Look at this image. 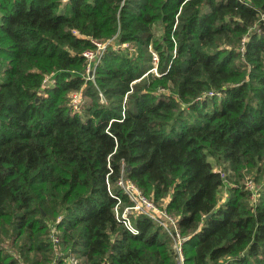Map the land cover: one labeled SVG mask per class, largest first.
Returning <instances> with one entry per match:
<instances>
[{
  "label": "trees",
  "instance_id": "1",
  "mask_svg": "<svg viewBox=\"0 0 264 264\" xmlns=\"http://www.w3.org/2000/svg\"><path fill=\"white\" fill-rule=\"evenodd\" d=\"M263 17L264 0H0V264H178L164 226L117 218L121 177L176 217L185 264H264ZM93 39L111 40L94 79Z\"/></svg>",
  "mask_w": 264,
  "mask_h": 264
},
{
  "label": "built area",
  "instance_id": "2",
  "mask_svg": "<svg viewBox=\"0 0 264 264\" xmlns=\"http://www.w3.org/2000/svg\"><path fill=\"white\" fill-rule=\"evenodd\" d=\"M68 0H63L66 2ZM264 19V17H263ZM111 40L107 41H98L93 39V42L96 45V49H89L84 51V55L89 60V73L90 78L94 79L93 69H95L96 64L100 60V56L105 52L108 45L111 43ZM151 56L153 58L154 63L158 61V54L153 49H151ZM93 65V69L91 68ZM151 71H156V67H152ZM51 80V76L46 77L45 83ZM213 92H209L208 94L212 95ZM80 95L81 92H73L72 93V106L76 110L80 104ZM101 100L105 101V96L102 92H100ZM118 184L124 190V192L129 196L131 203L129 205L124 206L121 209V199L118 197L117 205L115 206V213L117 218L123 222L132 232H138V229L135 227L133 223L132 213H144L148 215L152 220L164 226V228L169 232V234L174 239V249L177 253L178 264H185V256L183 251V242L186 240L179 229L178 222L175 216L171 215L167 210L157 206L149 197H147L143 191L133 182L125 177H121L118 181ZM249 187H253L254 185L250 181L248 184ZM52 242L57 245L60 242L59 231L54 230L51 234ZM59 256L63 253L60 251L58 253ZM71 257V256H68ZM64 257L66 264H75L77 261H72V258ZM22 264H30L28 262H23ZM52 264H57L56 262Z\"/></svg>",
  "mask_w": 264,
  "mask_h": 264
},
{
  "label": "rangeland",
  "instance_id": "3",
  "mask_svg": "<svg viewBox=\"0 0 264 264\" xmlns=\"http://www.w3.org/2000/svg\"><path fill=\"white\" fill-rule=\"evenodd\" d=\"M114 45H115V47H118V45L117 44H115L114 43ZM128 44L127 43H124L122 46H124V47H126ZM92 69H93V65H92V67H91ZM93 74H95V69H93ZM89 76H90V73H89ZM82 92V94L80 95V101H82V104H83V102L85 101H89V99H88V97L87 96H85L84 95V93H83V91H81ZM82 104H81V106H82ZM81 110V109H80ZM225 173L229 176V179L230 180H232V178H234V177H232L234 174V172L233 171H229V170H225ZM247 176L248 175H250V173L249 174H246ZM247 176H245L244 177V182H246V183H248V184H250V180L247 178ZM222 192H221V194H222V196H224L225 195V197H227L226 196V194H227V188L225 187V186H223L222 187ZM172 244H174V239H173V237H172ZM68 256H71V257H68V258H72V261H77V263H75V264H78V262L81 260L80 258H78V257H76V255L75 254H70V255H68Z\"/></svg>",
  "mask_w": 264,
  "mask_h": 264
},
{
  "label": "water",
  "instance_id": "4",
  "mask_svg": "<svg viewBox=\"0 0 264 264\" xmlns=\"http://www.w3.org/2000/svg\"><path fill=\"white\" fill-rule=\"evenodd\" d=\"M130 167V166H129ZM210 215V214H209Z\"/></svg>",
  "mask_w": 264,
  "mask_h": 264
}]
</instances>
